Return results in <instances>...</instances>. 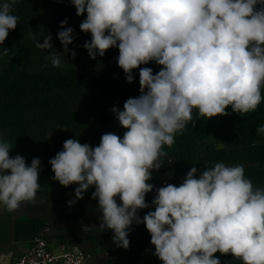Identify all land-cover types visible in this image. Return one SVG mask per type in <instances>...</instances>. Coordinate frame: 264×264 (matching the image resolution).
I'll return each instance as SVG.
<instances>
[{"label":"clouds","instance_id":"obj_1","mask_svg":"<svg viewBox=\"0 0 264 264\" xmlns=\"http://www.w3.org/2000/svg\"><path fill=\"white\" fill-rule=\"evenodd\" d=\"M76 15L86 18L79 28L90 33L83 47L90 58L117 47V64L128 83L139 69V96L128 98L123 110L113 107L123 136L104 133L98 146L67 139L49 160L52 179L61 186L78 185L76 200L94 188L100 213L99 229L111 230L118 248L127 249L132 224L143 223L154 253L162 264H221L217 252L242 264H264V187L245 175L242 164L217 162L198 173L192 167L179 186L156 189L149 205L146 195L153 171L171 165V148L197 117L244 116L264 100V0H70ZM17 0L0 3V45L16 29L12 14ZM60 22L58 52L51 34L35 47L46 50L54 68L64 67L75 30ZM4 47L0 60L14 56ZM76 52H70L74 60ZM68 59V60H70ZM149 62L161 66L153 74ZM47 66V65H46ZM264 138V124L256 128ZM50 137V136H49ZM260 140L250 147L256 148ZM220 142L216 150L224 149ZM12 145L0 135V205L9 213L36 202L41 189L39 158L10 156ZM119 199V203L117 202ZM154 207L141 219L138 211Z\"/></svg>","mask_w":264,"mask_h":264},{"label":"rangeland","instance_id":"obj_2","mask_svg":"<svg viewBox=\"0 0 264 264\" xmlns=\"http://www.w3.org/2000/svg\"><path fill=\"white\" fill-rule=\"evenodd\" d=\"M20 1L28 0H17ZM2 2L3 0H0V3ZM35 2L42 4L43 10L39 13L27 8L15 14L19 17L15 29L16 40L13 46L7 47L15 55L11 59L5 57L0 60V79L3 76H12L13 68L18 73L39 76L46 69L47 73H43L45 76H58L69 80L60 82L63 83L62 86L51 87L47 84L40 86L39 89L45 95L43 98H33L31 95L34 87L28 86L25 90L27 96L20 100L21 108L17 105L14 92L8 99H2L0 135L12 145L10 156L19 154L25 157L29 165L33 158L40 159L38 181L40 184L59 183L52 179L54 173L49 160L63 150L65 140L79 139L82 144L87 143L95 147L98 146L104 133L112 132L123 136L126 129L119 125L111 109L118 107L123 110L124 102L128 98L139 96V69L133 70V82L128 83L125 73L119 66L102 64V59L108 58L107 56L97 55L96 59L90 58L83 47L85 41H89L88 33L83 32L79 36L77 45L69 49L70 52H76L75 59H70V52L65 53L62 56V63L65 66L52 67L50 61L46 59L47 51L36 48L33 37L42 43L46 34L54 36L53 30H46L42 26L35 31L34 27H38L36 24L43 21L44 16L48 25L53 20H67V24L81 23L86 18V13L77 16L70 0H38V2L35 0ZM54 48L58 52H63V49H58L56 46ZM160 68L161 66L152 68L153 74ZM96 74L98 77L94 78ZM7 103L9 107L11 106L12 114L6 112ZM18 111L21 113L18 114ZM228 111L229 115L234 116L230 107ZM193 112L195 127L189 123L184 134L175 137V143L171 148L165 146L168 156L175 157L179 163L178 186L192 167L198 168L197 175H199L206 170V165L212 167L217 162H224L229 166L242 164L245 175L251 178L254 184L264 187V138L256 133V128L261 122L252 119L249 126L247 124L241 126L243 121L241 119L225 125L222 116L210 119L198 118L196 110ZM205 131L207 134L202 137ZM254 140H260L256 148L250 147ZM221 141L226 143V146L217 151L216 145ZM146 202L151 205L152 201L146 199ZM154 210V207L145 208L139 210L138 215L142 219L145 214ZM98 237V240L112 242L109 248L112 252L108 258L109 264H162L158 257L153 255L155 249L150 243V234L143 223L132 224L128 236L130 244L127 249L116 246L111 230L99 233ZM214 255L219 257L221 264H242L230 254L221 255L217 252Z\"/></svg>","mask_w":264,"mask_h":264},{"label":"crops","instance_id":"obj_3","mask_svg":"<svg viewBox=\"0 0 264 264\" xmlns=\"http://www.w3.org/2000/svg\"><path fill=\"white\" fill-rule=\"evenodd\" d=\"M40 185L34 204H24L11 213L0 205V264H14L38 237L54 244H78L89 255L88 264H109L112 242L98 240L102 232L98 228V201L91 198L94 188L69 207L68 201L75 199L74 189L78 185Z\"/></svg>","mask_w":264,"mask_h":264},{"label":"trees","instance_id":"obj_4","mask_svg":"<svg viewBox=\"0 0 264 264\" xmlns=\"http://www.w3.org/2000/svg\"><path fill=\"white\" fill-rule=\"evenodd\" d=\"M37 2H38V0H37ZM35 3H36L35 0H28L25 2L24 1L17 2L16 5L14 6L13 10H12V14L15 15L16 13H19L21 10L27 9V8H31V11H36L37 13H39L40 11L43 10L42 4H38V3L35 4ZM45 19H47L46 16H44L43 21H40L36 24L38 27H36V26L34 27L35 31H38L39 29H41L42 26H43V28H46V30H51V31L53 30L52 31L54 33V36H52L53 45L56 46L58 49H63V46L61 45L59 39L57 38L58 31L62 30L60 28V22L61 21L53 20V21H51L50 25H48V23L45 22ZM79 25H80V23H78V22H75L72 24L69 23L66 25V26L73 27L75 30V39H74V42L68 46L69 49H72L73 47H75L79 41V36L82 33L80 31ZM87 39L88 40L91 39L90 33H88ZM15 40H16L15 39V30L10 31L8 38L4 42V45H0V50L3 49L4 47L13 46ZM118 55H119V50L117 47L110 48L105 53V56H107L108 58L102 59V64L103 65L104 64L109 65V66H113V65L118 66V64H117ZM141 66H147L150 68H154V67L159 66V65H157L155 62H149L147 65H141ZM11 73H12V76H10V77L3 76V78L0 79V101L2 99H8V97H10V95L14 92L15 98L17 100V105H19L20 108L22 107L20 100L22 98H24L25 96H27L25 93V90L28 86L32 85L34 87V90H33L32 95H31L33 98H43L45 95L42 92V90L39 89L40 86H42L44 84H47L51 87L52 86H62L63 83H60V82H62V81L66 82L67 80H69V78H64V77L45 76L43 73H47L46 69L44 71H42V74L40 76L39 75H30L28 73H18L13 68L11 69ZM97 77H98V74H96L94 78H97ZM78 79H80V78H78ZM262 95H264V90H262ZM7 106H8V103H7ZM227 111H228V109H227ZM6 112H9L10 114H12L11 106L10 107L8 106V108L6 109ZM17 113L20 114L21 112L18 111ZM228 113H229V111H228ZM222 118L224 119L223 122L225 125L226 124L228 125L233 120L239 121L241 119L243 120L242 123L240 124L241 126H244V125L246 126V124L248 125L249 123H251L252 119H255L258 122H261V124H264V100H262V102L258 106L257 110L254 112H250L248 114H245L244 116H241V115L234 113V116L233 115H226V116H222ZM206 134H207V131H205L204 134L201 136L205 137ZM177 171H179V165H177V167H176V174H177ZM176 185L178 186V180H177Z\"/></svg>","mask_w":264,"mask_h":264},{"label":"built area","instance_id":"obj_5","mask_svg":"<svg viewBox=\"0 0 264 264\" xmlns=\"http://www.w3.org/2000/svg\"><path fill=\"white\" fill-rule=\"evenodd\" d=\"M171 165H164L158 171H153L152 179L148 181L154 185L152 192L146 195V199L153 200L156 189L168 183H177L176 167L177 159L168 156ZM89 255L80 245H68L66 243H52L44 237L36 238L27 253L19 257L14 264H88Z\"/></svg>","mask_w":264,"mask_h":264}]
</instances>
